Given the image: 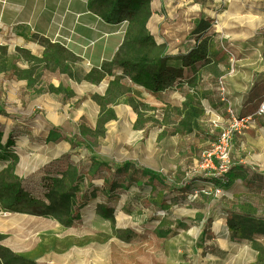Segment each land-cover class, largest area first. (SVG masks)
I'll list each match as a JSON object with an SVG mask.
<instances>
[{
    "label": "rangeland",
    "instance_id": "1",
    "mask_svg": "<svg viewBox=\"0 0 264 264\" xmlns=\"http://www.w3.org/2000/svg\"><path fill=\"white\" fill-rule=\"evenodd\" d=\"M92 8L117 33L108 58L83 62L38 40L41 58L12 59L28 105L49 93L51 75L62 79L58 102L70 103L71 120L67 141L24 152L32 170L56 165L43 190H19L18 158L0 172V255L35 264H264V116L231 136L222 176L214 149L229 110L241 116L264 102V0H150L147 18L132 20ZM194 49L202 60L181 69ZM140 60L181 75L150 93L117 65ZM75 85L94 91L85 95L98 107L95 123L74 120ZM8 186L19 196L3 198Z\"/></svg>",
    "mask_w": 264,
    "mask_h": 264
},
{
    "label": "crops",
    "instance_id": "2",
    "mask_svg": "<svg viewBox=\"0 0 264 264\" xmlns=\"http://www.w3.org/2000/svg\"><path fill=\"white\" fill-rule=\"evenodd\" d=\"M91 2L92 0H0V47L3 50L0 67L5 66L3 70L0 69V104L13 101L18 105L14 109H0L1 144L4 145L11 137L13 146L10 153L20 161L17 167L22 176L19 190L28 192L29 196L35 194L38 188L43 190L44 177H51L56 165L45 168L46 164L53 163L46 162L32 170L22 163L24 152L38 146L67 141L66 128L71 120L70 103L65 100L63 103L58 102L59 98H63L60 95L61 88L67 86L62 83V79L51 75L47 83L49 93L35 98L32 100L34 104L30 101L28 105L27 83L17 81L13 76L12 59L20 56L18 51L41 58L45 50L37 44L38 40L61 45L83 62H98L108 58V52L113 53L117 49L112 48V44L118 41L117 33L109 31L113 25L99 18L93 11ZM23 63L25 67H21V71L27 66ZM71 89L73 101L77 102L72 112L74 120L95 123L99 115L98 107L91 96L85 95L94 91L87 85H75ZM86 96L88 100L84 102ZM22 104L25 111L21 109ZM8 162L10 161H0V172L6 169ZM4 193L8 192L2 191L3 198H14L12 192L5 196Z\"/></svg>",
    "mask_w": 264,
    "mask_h": 264
},
{
    "label": "trees",
    "instance_id": "3",
    "mask_svg": "<svg viewBox=\"0 0 264 264\" xmlns=\"http://www.w3.org/2000/svg\"><path fill=\"white\" fill-rule=\"evenodd\" d=\"M149 1L150 0H93L91 2V5L93 4L95 8L101 11L109 7L116 8L117 12H126L127 15L130 17L129 20H132V18L135 19L138 18V16L147 18L148 13L146 6L149 4ZM99 16L102 20L106 21L104 15L100 13ZM141 42L142 41L140 40L139 43ZM47 44L48 47L57 45L50 44L48 42ZM201 60L202 57L197 53L196 49L191 50L188 55L184 56L181 59V69L193 65ZM117 65H119V67H121L124 72L129 75H132L131 79L135 84L141 86L150 93H159L163 91L167 88V86H169L171 81L175 80L176 78H179L181 75V69L179 70L166 67L161 61H158L154 65L150 66L144 60L135 62H122L117 63ZM1 137L2 134L0 133V161L15 162L16 157H14V155L10 153V149L13 146L11 137L8 138L4 145L1 144ZM144 173L146 175L154 176L153 174L148 172ZM4 191L8 193L12 192L14 194V197H16L17 195L15 190H12L10 186L6 187ZM8 193H4V196ZM2 252L5 253V255H0V259L3 261V264H35L32 262L23 261L22 259L11 255L6 250H3Z\"/></svg>",
    "mask_w": 264,
    "mask_h": 264
},
{
    "label": "built area",
    "instance_id": "4",
    "mask_svg": "<svg viewBox=\"0 0 264 264\" xmlns=\"http://www.w3.org/2000/svg\"><path fill=\"white\" fill-rule=\"evenodd\" d=\"M228 114L230 119L229 129L226 133L220 136L214 145V149L220 154L218 157L219 162L215 169V176H222L228 173L230 169V163L227 148L231 136L234 134H240L241 132L247 130L248 128H252L257 124V121L260 119V117L264 116V102L261 103L254 112L238 116L229 110ZM208 166L205 168H208Z\"/></svg>",
    "mask_w": 264,
    "mask_h": 264
},
{
    "label": "bare ground",
    "instance_id": "5",
    "mask_svg": "<svg viewBox=\"0 0 264 264\" xmlns=\"http://www.w3.org/2000/svg\"><path fill=\"white\" fill-rule=\"evenodd\" d=\"M0 56H3V50L1 47H0Z\"/></svg>",
    "mask_w": 264,
    "mask_h": 264
}]
</instances>
